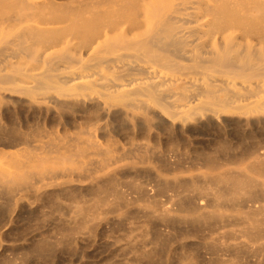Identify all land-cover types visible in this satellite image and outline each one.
<instances>
[{
    "label": "bare ground",
    "instance_id": "obj_1",
    "mask_svg": "<svg viewBox=\"0 0 264 264\" xmlns=\"http://www.w3.org/2000/svg\"><path fill=\"white\" fill-rule=\"evenodd\" d=\"M0 264H264V0H0Z\"/></svg>",
    "mask_w": 264,
    "mask_h": 264
}]
</instances>
